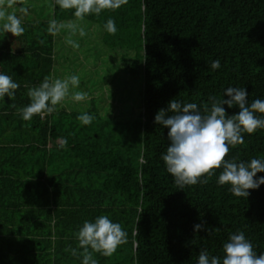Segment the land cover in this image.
Masks as SVG:
<instances>
[{"label":"trees","instance_id":"16d2710c","mask_svg":"<svg viewBox=\"0 0 264 264\" xmlns=\"http://www.w3.org/2000/svg\"><path fill=\"white\" fill-rule=\"evenodd\" d=\"M19 6L28 9L17 13L24 34L0 27V74L20 85L0 99V264H82L65 249L82 251L76 233L100 215L121 225L127 243L110 257L94 253L98 264H198L200 250L222 261L238 230L264 253V184L236 197L217 184V169L207 184L179 189L161 159L168 129L154 123L172 99L202 111L209 97L227 99V87L245 88L249 104L264 100V0H128L77 21L87 33L71 37L78 49L66 44L67 29L47 31L51 19L74 21V9ZM70 75L79 87L55 112L22 119L29 89ZM75 91L89 98L75 102ZM83 113L91 124L77 119ZM243 138L226 159H264V130ZM201 223L209 234L194 232Z\"/></svg>","mask_w":264,"mask_h":264},{"label":"clouds","instance_id":"9594fccd","mask_svg":"<svg viewBox=\"0 0 264 264\" xmlns=\"http://www.w3.org/2000/svg\"><path fill=\"white\" fill-rule=\"evenodd\" d=\"M24 0H0V27L5 33L13 37L24 34V27L20 15H26L27 7L22 5ZM128 0H54L62 10L74 9V21L57 22L49 21L48 33L56 36L61 30L69 32L66 44L73 49L79 48V43L71 37L79 34L87 35L77 21H83L87 15L99 16L104 10H117L125 5ZM19 13L20 15H17ZM109 34L117 31L115 21L108 19L104 25ZM220 68L219 59L211 62V69ZM78 75H70L64 79H53L45 76L39 86L29 89L28 96L31 103L17 109L24 121H30L33 116L43 118L57 110L71 89L79 87ZM20 85L13 82L12 78L0 74V99L7 96L13 99L15 90ZM217 99L209 97L210 107L205 104L203 110L196 103H184L172 99L166 109H160L154 117V123L168 129L167 138L170 142L166 153L161 159L167 172L174 178L176 186L183 190L186 186L198 183L207 184L210 178L216 175L217 169H222L217 178L220 186L230 185L229 191L233 196L247 198L249 190L258 189L264 184V177L254 178L259 172H264V159L253 158L248 162L238 161V158L226 159L230 149L244 143L243 135L254 134L257 130H264V100L254 99L248 102V92L245 88L227 87L223 97ZM88 93L71 92V99L75 102L87 100ZM223 105L229 109L234 106L239 111L229 115ZM12 107H16L12 105ZM170 113V114H169ZM83 125H89L94 117L83 113L77 117ZM67 144L62 140L61 147ZM194 232L204 230L210 233V228L204 224L194 225ZM138 234V231H137ZM79 253L76 248H66L71 255L82 257V264H98L93 258L94 253L104 257L112 256L120 245L127 243V232L119 223L112 222L107 215H100L95 222L85 221L76 233ZM224 256H210L207 250H200L198 264H264V253L257 255L252 243L245 237L243 231L230 234L228 241L223 245Z\"/></svg>","mask_w":264,"mask_h":264}]
</instances>
